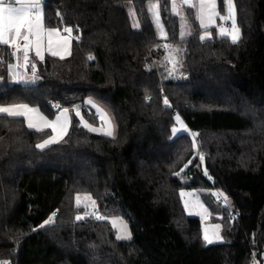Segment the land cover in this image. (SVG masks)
Segmentation results:
<instances>
[{
  "label": "trees",
  "instance_id": "1",
  "mask_svg": "<svg viewBox=\"0 0 264 264\" xmlns=\"http://www.w3.org/2000/svg\"><path fill=\"white\" fill-rule=\"evenodd\" d=\"M232 1L242 31L235 44L218 27L202 28L188 5L193 33L181 38L172 0H44L45 27H71L75 40L69 57L37 61L36 84L10 82L14 50L0 45V105L27 103L49 119L82 105L83 119L97 126L100 117L86 106L92 98L117 127L115 137L90 132L72 113L68 134L42 152L35 145L51 129L0 116V260L252 264L264 254V0ZM152 2L167 39L158 35ZM217 2L223 13L226 0ZM206 31L211 37L201 41ZM165 44L181 48L175 70ZM177 114L198 134L195 148L189 133L172 137ZM183 188L227 197L230 208L203 194L213 220L222 217L224 242H204L200 219L183 206ZM77 194L91 195L106 219L77 207ZM54 212L51 225L32 231ZM116 215L130 224L131 240L116 239L108 220Z\"/></svg>",
  "mask_w": 264,
  "mask_h": 264
},
{
  "label": "snow or ice",
  "instance_id": "2",
  "mask_svg": "<svg viewBox=\"0 0 264 264\" xmlns=\"http://www.w3.org/2000/svg\"><path fill=\"white\" fill-rule=\"evenodd\" d=\"M227 3V16H222V20H228L229 18L232 21L231 30L229 31L225 27L219 28V34L221 36H229L232 43L239 42L241 38L240 29L236 25L235 20V9L232 4V0H226ZM188 5L189 7H195L198 9V16L200 26L204 29H207L209 26L215 23V18L219 15L217 12V0H198L197 4L193 3V0H181V4H177V0H172V11L174 13H178V8ZM152 15L154 17V22L156 27L159 30V35L167 39V34L164 31L163 25L160 23V13H159V5L152 6ZM59 15V13H57ZM138 26V25H134ZM64 31L71 36L73 29L71 27H65ZM181 38L184 37L185 33L183 31V24L181 25ZM206 36L210 37V33L207 31L204 35L200 36L201 41L205 40ZM45 40L47 50L51 53L52 56H59L61 59L64 58V53L68 52V39L62 37L59 33L58 29H45L43 25V3L42 0H15V4L8 3L6 0H0V45L7 46L14 51L12 55L16 58L15 64H9L7 66L8 73L12 76L13 80L28 84L35 83L39 77L36 75V64L31 63V77H24L19 69L24 68L27 69L30 64L29 52L34 50L35 56L39 58V60H44V48H45ZM23 41V43H21ZM165 47H170L165 45ZM178 51V49H172L169 52V56L167 57L169 63L172 64V70H175L176 67V59L173 52ZM22 54V56H21ZM70 54V53H69ZM89 60H94L95 57L89 55ZM0 63H3L0 60ZM171 74V71L170 73ZM0 79H3V76H0ZM87 104L92 105V107L96 108L97 114L99 115L102 123L108 124L106 130H103V134L109 137L114 135V128L111 124L110 119L106 118V113L104 110L98 106L92 98H89L86 101ZM164 105L167 107H171L167 97L164 98ZM56 108H59V105H55ZM69 110L64 108L62 111L56 115L54 120H49L46 116H44L40 109L31 107L27 103H12L8 105H0V116H6L8 118L17 119L23 118L29 129L36 130L37 132H42L45 129H51L52 135H50L47 139L43 140V142L35 145L37 149L40 151H44L49 148L50 145L59 144L64 137L68 134L69 127L71 125V119L69 117ZM76 115L81 117L80 108L76 106ZM176 122L180 125V127L173 126L171 129L172 137L175 138L181 132H187L188 129L183 125L181 117L177 114L175 116ZM81 124L84 128L88 129L90 132L99 131L97 128L93 127L87 121L81 117ZM193 137V148L196 147L195 137L198 135L197 133H191ZM200 163L202 164L205 160L203 154L199 155ZM189 164L192 161L188 162ZM187 167V165H185ZM183 171V169H181ZM176 175H180V173H176ZM204 175L208 176L209 179H212L211 176L208 175V171L205 168ZM190 193H185L181 191L180 196L184 199L186 196H190ZM215 195H223L222 193H216ZM225 201H227V197H225ZM76 206L80 207L83 203L85 208H88L91 205L93 211V215L97 221H102L106 219V217L96 214V201L92 199L91 196L86 195L82 197L77 194L75 197ZM185 209L190 207V202L188 199H184ZM202 209L204 215H208L207 208H204L202 204L199 205ZM88 213L85 215H77L75 217L76 221H82L86 218ZM56 216V213H52V216L49 219L45 220L42 224L38 226V228H33L32 231L35 232L37 230H43L45 226L51 225L53 223V218ZM119 221V234L116 236L117 240L129 241L132 239V233L128 231L127 224L119 220V218L113 219V226H117V222ZM18 241L22 239V237H17ZM221 236V225L217 224L212 229L205 228L203 231V240L207 245H213L214 243L222 241ZM0 264H11L9 260H0Z\"/></svg>",
  "mask_w": 264,
  "mask_h": 264
},
{
  "label": "rangeland",
  "instance_id": "3",
  "mask_svg": "<svg viewBox=\"0 0 264 264\" xmlns=\"http://www.w3.org/2000/svg\"><path fill=\"white\" fill-rule=\"evenodd\" d=\"M193 3H194V4H197L198 1H193ZM156 4H157V3L152 2V3L150 4V6H149V10H150V13H151V17L153 18V21H154V17H153V15H152V10H151V9H152V6H153V5H156ZM177 4L180 5V4H181V0H177ZM232 4H233L234 9H235V20H236V25L238 26V24H237V19H236V8H235V5H234L233 1H232ZM192 8H193V10L196 12V15L198 16V9L195 8V7H192ZM224 9H225L224 12L221 13L220 10H219L218 2H217V12L219 13V15L215 18V23L212 24L211 26H209L208 28L216 27L218 20L221 19L222 16H227V15H228V11H227V3H226V2H225V4H224ZM159 13H160V11H159ZM173 13H174V12H173ZM178 13H179V14H177V13H174V14L178 16L179 21H180V33H181V25L183 24V31H184V33H185V35H184L183 38H188L189 36L192 35L193 30H192V27H191V24H190L189 18H188V16H187V12H186V10L183 8V6H181V7L178 8ZM132 14H133V16H134L135 24L139 25V21H138V18L136 17L135 12L132 11ZM197 20H198V22H199V19H198V18H197ZM221 20H222V19H221ZM223 21L226 22V23L229 22V23L232 24V21H231L230 18H229L228 20H223ZM154 23H155V22H154ZM160 23L162 24V19H161V17H160ZM199 24H200V22H199ZM163 28H164V26H163ZM238 28L240 29V33H241V36H242L241 28H240L239 26H238ZM164 31H165V30H164ZM157 32H158V35H159V30H158V28H157ZM165 33H166V32H165ZM208 33H210V37H211V32L208 31ZM204 34H205V33H204ZM217 34L220 35V34H219V30H217ZM68 36H69V35H68ZM71 36L73 37V34H71ZM220 36H221V35H220ZM159 37H161V36L159 35ZM180 37H181V35H180ZM206 37H208V36H206ZM227 37H229V36H227ZM229 38H230V37H229ZM165 45H168V44H165ZM168 46H170V47H165V48H166V58L169 56V52H170V50H172V49H178V51H175V52H173L172 54L174 55L176 61H177V62H180V60H181V48H180L179 46H172V45H168ZM21 56H22V54H21ZM29 56H30V55H29ZM29 59H30L29 67H28L27 69L21 68V69H19V72H20L24 77H26V78L31 77V76H32V71H31V66H30V65H31V63H35V64H36V75L39 77V75L37 74V69H38L37 61H36V60H33L31 57H29ZM16 62H17V61H16V58H15V61H14L13 64H15ZM170 65H172V64L170 63ZM176 75H177V73H176ZM39 80H40V77H39L38 80L35 81V83H28V84H29V85H30V84H36ZM10 82H12V83H13V82H14V83H20V82H17V81H15V80H13V78H12L11 75H10ZM21 84H23V83H21ZM94 102L104 110V112L106 113V118H107V119H110L111 124H112V126H113V128H114V135L112 136V137H114V136L116 135V132H117V127H116V124H115V121H114V119H113L112 114L110 113V111H109L104 105H102L101 103L97 102L96 100H94ZM78 106H79V108H80V112H81L82 105H78ZM86 106H87V107H90V108H93V110L96 109V108L92 107V105L87 104V103H86ZM69 111H71V110H69ZM71 112L74 113V114L76 115V107H75ZM96 112H97V111H96ZM97 115H98V114H97ZM76 116H77V115H76ZM98 116H99V115H98ZM81 117H82V115H81ZM100 120H101V119H100ZM181 120H182V119H181ZM182 122H183V125L186 126V128L188 129V131H187L186 133H189V134L193 133V131H192V130L186 125V123H185L183 120H182ZM107 127H108V124H106V123H102V121H100V124H99V125L95 126V128H97V129L99 130V131H97V132H98V133H102V134H103V130H106ZM176 127H180V125L177 123ZM181 133H183V132H181ZM207 178H208V177H207ZM181 191H183V192H185V193H190V194H191L190 196H186V197L184 198V199H188L189 202H190V207H189L188 209H185V210H186V213H187L190 217H197V218L200 219V221H201V227H202V230H201V233H202V239H203V231H204L205 228L212 229L215 225L219 224V225H221V236H222L223 239H222L221 242H217V243H214V244H219V243L224 242V236H223V225H222V222L220 221V219H221L222 217H221L220 214H217L216 217L218 218V220H213V217H212V216H213L214 214L210 211L209 207L207 206V204H206V202H205V200H204V198H203V194H207V193L209 194V193H210V194H212L213 196L216 197V200H219L218 196L215 195V194L218 193V192H217V191H214V190H209V189H186V188L181 189V190H180V193H181ZM86 195H88V194H80V196L82 197V201H83V197L86 196ZM89 196H91V195H89ZM91 197H92V196H91ZM92 199L95 200L93 197H92ZM184 199L181 198L182 203H183V206H184ZM95 201H96V200H95ZM200 204H202L204 208H207L208 213H209L208 215H204L202 209L199 207ZM82 205H83V203H82ZM222 205H223V206H226V207H228V208H230V206H229V202H228V199H227V201H225V199H224V201L222 202ZM89 208H90V212L93 213L94 210L92 209L91 205H89ZM184 208H185V206H184ZM95 212H96V214H99L97 201H96V209H95ZM116 218H119V220L124 221V222L127 224L128 231H130V232L132 233V230H131L130 224H129L128 221H127L125 218H123L122 216H118V215H116V216H110V217H108V220L110 221V223H111L112 226H113L112 220H113V219H116ZM113 228L116 230V236H117V235L119 234V221L117 222V226H115V227L113 226ZM132 236H133V234H132Z\"/></svg>",
  "mask_w": 264,
  "mask_h": 264
},
{
  "label": "crops",
  "instance_id": "4",
  "mask_svg": "<svg viewBox=\"0 0 264 264\" xmlns=\"http://www.w3.org/2000/svg\"><path fill=\"white\" fill-rule=\"evenodd\" d=\"M193 1H198V0H193ZM6 2H8V3H13V4H15V0H6ZM44 2V0H42V3ZM218 21H220V22H224L223 20H221V19H219ZM224 23H226V22H224ZM228 24H231V23H229V22H227ZM217 24H218V22H217ZM43 25H44V18H43ZM232 25V24H231ZM216 27H217V25H216ZM44 28L45 29H57V28H47V27H45V25H44ZM59 30V33H60V35L62 36V37H65V38H67L68 39V52H66V53H64V58H67V57H69L70 56V54H71V49H72V44H73V41L75 40V37L73 36H68V33H66L64 30H60V29H58ZM219 30V29H218ZM21 43H23V41H21ZM70 53V54H69ZM29 57H31L33 60H36V61H39V58L38 57H36L35 56V51L34 50H32V51H30L29 52ZM47 55H50V56H52L51 55V53L47 50V46H46V40H45V48H44V58L47 56ZM54 57H59V56H54ZM60 58V57H59ZM15 61V60H14ZM32 107V106H31ZM34 108H36V107H34ZM39 109V108H38ZM64 108H62V109H60L59 110V112L60 111H62ZM93 109V108H92ZM69 110V109H68ZM95 111H96V109H94ZM40 112H41V110H40ZM59 112H58V114H59ZM42 113V112H41ZM81 113V112H80ZM43 114V113H42ZM57 114V115H58ZM69 117H70V119L72 120V112L71 111H69ZM44 115V114H43ZM81 115H82V113H81ZM44 116H46V115H44ZM47 117V116H46ZM48 118V117H47ZM49 119V118H48ZM55 119V118H54ZM54 119H49V120H54ZM92 125V124H91ZM71 126V125H70ZM93 127H95L96 125H92ZM69 129H70V127H69ZM69 131V130H68ZM96 133H98V132H96ZM98 134H102V133H98ZM116 134H117V132H116ZM104 135V134H103ZM116 136V135H115ZM114 136V137H115Z\"/></svg>",
  "mask_w": 264,
  "mask_h": 264
},
{
  "label": "built area",
  "instance_id": "5",
  "mask_svg": "<svg viewBox=\"0 0 264 264\" xmlns=\"http://www.w3.org/2000/svg\"><path fill=\"white\" fill-rule=\"evenodd\" d=\"M231 26H232L231 24L224 23V22H220V23L217 25L218 28L225 27V28H227L229 31L231 30ZM218 198H219V201H220V202H223L224 199H225V196H223V195H219ZM55 213H56V212H55ZM56 215H57V213H56ZM231 216H233L235 219H238V218H239V215H238V214H232ZM11 264H12V263H11ZM252 264H264V254H263L261 257H259L258 255L254 254V255L252 256Z\"/></svg>",
  "mask_w": 264,
  "mask_h": 264
}]
</instances>
